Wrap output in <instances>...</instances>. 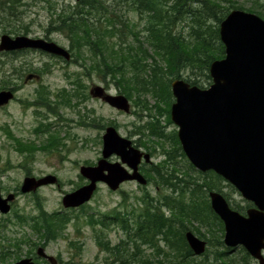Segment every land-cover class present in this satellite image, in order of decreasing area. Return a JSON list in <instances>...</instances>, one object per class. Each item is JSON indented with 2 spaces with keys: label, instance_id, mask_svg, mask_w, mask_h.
Returning a JSON list of instances; mask_svg holds the SVG:
<instances>
[{
  "label": "trees",
  "instance_id": "obj_1",
  "mask_svg": "<svg viewBox=\"0 0 264 264\" xmlns=\"http://www.w3.org/2000/svg\"><path fill=\"white\" fill-rule=\"evenodd\" d=\"M231 3L226 7L221 4V0H76L74 6L70 5L59 11L58 8L54 9V18L50 21L47 32L65 35L77 58H84L85 52L90 54H87L90 64L86 67V73L67 74L73 88H62L58 92V105L71 107L75 100V105L79 108L85 103L89 94L83 80L84 74L90 75L94 71L99 72L105 81L112 79L120 93L130 100L135 94L138 99L144 94L151 95L156 101L154 106L147 102L141 105V111L149 113L148 120L135 128L143 137L155 139L157 142L153 140L154 143L163 148L164 160L145 171L149 181L156 182L162 188V193L158 197L145 193L141 198L140 209L128 213L129 218L115 212V215H88L86 219L94 229L97 226L109 230L115 226L122 227L127 237L122 241L123 246L120 247L119 243L115 249L106 248L112 252L115 250L113 254L117 257L116 261L121 264H195L196 257L185 234L192 231L201 239H206L200 232L202 228L207 229L214 237L213 242L207 241L208 246H214L215 243L224 245L221 241L224 239V224L211 207L209 193L220 192L230 202L222 189V184L226 181L213 171L198 172L185 156L177 130L167 133V128L161 126L159 118L166 116L168 124L173 125L170 111L175 101L171 89L174 79H183L200 88H207L212 84L210 66L213 61L225 57L220 24L231 11L240 9L264 19V4L259 0H255L248 9ZM7 4L11 10L8 15L17 17L15 2L8 1ZM123 7L140 14L144 25L139 30L128 19ZM126 29L138 45H123L121 38ZM18 33L17 29L11 31V34ZM117 38L121 40L115 41ZM184 72L189 73L187 78L183 77ZM199 77L206 80H199ZM205 81L207 86L204 85ZM40 99L47 105L45 102L49 101L48 92L41 91ZM137 115L142 121V115ZM168 143L172 146L171 153L166 149ZM141 144L145 149H151L148 143ZM17 146L19 152L29 156L35 149L34 144L22 141L17 142ZM59 146L58 135H51L42 148L49 150ZM179 159L187 161L186 169L179 167ZM86 207L84 205L80 210L84 212ZM39 208L36 216L29 217L18 211L15 216L20 224L29 225L42 234L41 237L45 231L48 239L56 238L72 221L70 215L46 212L40 203ZM35 221L37 222L34 223ZM195 223H198V228L194 229L192 226ZM101 231L97 230V237L105 235H100ZM218 233H221V240L215 237ZM127 241L135 249L130 257L125 256ZM99 244L104 247L108 242L101 239ZM147 247L152 249V257L143 254ZM138 254L143 256L137 258ZM209 254L208 248L200 263L219 264V261L221 264H239L235 259L225 258L227 252H214L213 262L209 259ZM242 254L241 264H252L253 258L245 249H242Z\"/></svg>",
  "mask_w": 264,
  "mask_h": 264
},
{
  "label": "rangeland",
  "instance_id": "obj_2",
  "mask_svg": "<svg viewBox=\"0 0 264 264\" xmlns=\"http://www.w3.org/2000/svg\"><path fill=\"white\" fill-rule=\"evenodd\" d=\"M2 8L0 9V39L4 34L22 35L27 33L33 37H50L60 46L70 50L72 58L70 62H66L57 57H48L37 53L33 55L31 60L21 67L19 61L5 58L0 53V83L7 79L9 75L20 73L24 70L31 69L35 74L41 75V79L29 82L25 86L18 98L19 101L13 102L6 109H0V188L3 198H7L9 194L16 196L12 203V210L9 214L4 215L0 212V234L2 241L7 246H14L18 242L23 245L20 252L22 256L30 251L36 250L34 245H40L42 239L39 238L27 225H20L15 216L16 211L26 216H36L39 214V203L48 213H63L72 217L71 223L62 231V238L56 241L47 243V253L52 256H60L66 263L75 260V264H105L106 261L114 259L112 254H107L98 245L97 230L101 234H107L108 238L113 242L112 245L119 244L122 239H126L125 231L121 226H115L112 229H105L102 226H97L94 229L86 222L88 215H115L119 212L122 216L130 217L132 210L140 209L141 198L145 193H149L152 197H158L162 193V188L158 187L156 182H152L147 186H141L134 182L124 183L121 188L113 192L106 185L100 184L95 192L93 199L86 204V210L83 212L80 209H65L62 205L63 197L70 192L75 191L79 187L86 184L85 179L80 175L81 166H94L98 160L102 158L103 136L109 126H118L117 130L120 135L133 140H141L151 146L152 149L158 150V154L153 157V163L159 164L164 160V155L161 154V147L155 139L135 135V126L142 125L147 122L149 113L141 111V105L147 102L150 106H154L156 101L151 95H142L139 99L135 94L131 102V113H124L110 107L102 100L88 98L85 103H82L79 108L75 105L74 100L72 106L62 107L58 105L60 98L57 97L58 92L62 88L72 89L67 74L69 73H86V67L90 64L89 52H85V57L77 58L70 49L69 39L61 33H48L49 23L54 18V9L62 10L70 5L74 6L76 0H1ZM13 1L18 7L16 10L18 16L10 17L8 14L11 10L8 8L7 2ZM255 0H221L223 6H230L234 2L236 6H243L248 9ZM264 4V0H259ZM17 3V4H16ZM21 4V5H20ZM122 10L127 13L130 21L135 23V29L139 30L144 25V21L140 18L138 12L127 11L126 7ZM240 10V9H235ZM264 10V9H263ZM137 26V27H136ZM13 29L18 30V34H11ZM187 29L185 30V33ZM186 35V34H185ZM124 46L138 45L128 30L122 36ZM114 39L115 41L121 40ZM147 48V46H146ZM93 58V55H91ZM29 58V57H28ZM10 59V60H7ZM84 60V61H83ZM151 62V61H150ZM88 72V71H87ZM28 74V73H27ZM84 82L87 85V93L93 86H102L113 95L120 94V89L112 79H103L99 72H91L90 75L84 74ZM188 72H184L183 77L187 78ZM192 79L195 80L194 77ZM199 80H206L204 77H199ZM71 81V80H70ZM204 85L207 86L206 81ZM47 87L49 101L47 106L41 103L39 90L42 87ZM42 91V90H41ZM38 101V106L28 107L26 101ZM36 112H39L36 114ZM42 113V114H40ZM40 114V115H39ZM142 115L143 120L140 121L138 115ZM155 112H153V115ZM162 124L166 123V116L159 118ZM41 123L48 125L49 131L39 134L36 133ZM10 128L11 134L19 140H23L28 144H34L35 149L30 155L21 153L17 150V143L10 138L7 129ZM6 129V130H3ZM178 130L175 124L170 125L166 132ZM51 135H58L60 146L56 149L44 150L42 147L48 142ZM143 152H146L143 146H137ZM167 145V150L168 149ZM28 158V159H27ZM118 158V157H117ZM109 161L116 162V156H113ZM187 161L179 159V167L187 168ZM199 172V171H198ZM46 175H54L58 178L60 187L46 186L39 189L35 193L23 194L21 187L24 179L28 176L43 177ZM230 185V184H229ZM228 183L222 184L223 192L228 195L232 203H242L240 193ZM4 224V225H2ZM2 225V227H1ZM3 226L5 228L3 229ZM198 228V223H195L192 228ZM107 230V231H106ZM201 234L206 237V241L213 242L214 237L207 229L202 228ZM194 233V232H193ZM216 239L221 240V233H218ZM223 241V240H221ZM215 243V242H214ZM211 262L214 259V252H227L225 258H232L237 263H243V254L241 247L237 248L233 253H229L225 245L214 244L208 246ZM207 248V249H208ZM130 257L135 252L134 245L130 243ZM144 251V249H143ZM145 256L152 257L153 251L150 248H145L143 252ZM143 255L137 256V258ZM195 264L200 263L202 256H195ZM4 264L10 263V256L5 257ZM163 258V257H162ZM160 258V259H162ZM219 264H221L218 261ZM252 264L254 261L251 262ZM119 264V263H117Z\"/></svg>",
  "mask_w": 264,
  "mask_h": 264
},
{
  "label": "water",
  "instance_id": "obj_3",
  "mask_svg": "<svg viewBox=\"0 0 264 264\" xmlns=\"http://www.w3.org/2000/svg\"><path fill=\"white\" fill-rule=\"evenodd\" d=\"M220 38L225 57L210 66L212 84L208 88L191 85L183 79L171 83L175 102L171 119L178 127V138L190 164L198 171L215 172L232 185L241 196L253 203L247 215L233 210L224 195L210 192L211 207L224 223V244L230 253L244 248L259 264H264V19L255 13L233 10L220 24ZM32 48L71 60V53L56 42L15 38L4 34L0 51ZM90 94L110 107L131 112L129 99L113 95L102 86H94ZM14 97L12 91L0 92V107ZM112 156L120 162H111ZM142 160L151 163V156L133 146L114 126L103 136L102 158L95 166H82L80 174L89 181L62 199L65 209H76L89 203L98 184L117 191L121 184L136 181L145 186L148 180L139 172ZM58 185V178L47 175L24 179L21 193ZM16 196L3 198L0 188V212L8 214ZM195 256L206 253L207 242L192 231L185 234ZM41 251V249H39ZM16 264H34L23 259Z\"/></svg>",
  "mask_w": 264,
  "mask_h": 264
},
{
  "label": "flooded vegetation",
  "instance_id": "obj_4",
  "mask_svg": "<svg viewBox=\"0 0 264 264\" xmlns=\"http://www.w3.org/2000/svg\"><path fill=\"white\" fill-rule=\"evenodd\" d=\"M2 1L0 0V9L2 8ZM21 5V4H20ZM15 9L17 10L18 7L15 6ZM49 29V28H48ZM47 29V30H48ZM8 33H11V32H8ZM53 32H51L52 34ZM17 36H27V37H30L32 39H40L41 37H33V36H29L27 33L25 34H22V35H13L11 37L15 38ZM45 41H48V42H52L53 40L50 38V37H45V38H41ZM70 52V50H68ZM41 53L42 55H46L48 57H54V55H51L45 51H42V50H37V49H32V48H26V49H21V50H13V51H0V53L3 54V57L5 58H10V59H13V60H16V61H19L20 63V66L23 67L25 66V64H32V63H27L28 61L31 60V57L33 55H37V53ZM71 53V52H70ZM72 55V53H71ZM29 57V58H28ZM58 59H62L60 57L57 56ZM10 59H7V60H10ZM63 60V59H62ZM73 60V59H71ZM70 60V61H71ZM68 61V62H70ZM28 73V74H27ZM41 75H38V74H35L31 69H27V71L24 70V73L23 72H20V73H14L12 75H9L7 77V79H4L1 81L0 83V92L1 91H12L14 93V97L12 100L9 101L8 104L0 107V109H6L8 106H10L13 102H16V101H19V94L21 92V90L29 85V82H32V81H37L39 79H41ZM47 87H42L41 90L44 91V92H47ZM106 89V88H105ZM41 90H39V94L41 93ZM91 91V90H90ZM90 91H89V98H92V99H98L100 100L99 98H94L91 96L90 94ZM41 103H43V100H41ZM46 103V102H45ZM26 106L28 107H34V106H38V101H36V98H35V101H26L25 102ZM47 106V105H46ZM39 112H36V114H38ZM42 114V113H40ZM39 114V115H40ZM143 118V117H142ZM143 120V119H142ZM167 120V118H166ZM141 121V120H140ZM161 126L162 127H166L168 128L170 125L168 124V120L166 121L165 124H162V122H160ZM116 125V124H115ZM143 125V124H142ZM117 126V125H116ZM137 126V125H136ZM118 127V126H117ZM116 127V128H117ZM51 127H49L48 125H45L44 123H41L40 126H39V130L37 129V132L36 133H39V134H43L47 131L50 130ZM7 129V128H6ZM6 129H3V130H6ZM10 128L7 129V133H8V136L10 138H12L13 140H15V142H19V141H22L24 142L23 140H19L18 138H16L14 135L11 134V131H9ZM134 134L135 135H140L142 136V134L139 133V130L135 128L134 130ZM143 137V136H142ZM50 139V138H49ZM59 139V137H58ZM141 140H133V146L137 147V146H142L141 143H143L142 141L140 142ZM24 143H27V142H24ZM168 149L167 152L171 153L172 151V146H171V143H168ZM162 151H163V148H161V154H162ZM145 153H148L150 156H151V160L153 159L154 156H156L158 154V150L156 149H150V150H146ZM117 160L120 161V158L116 157ZM119 161H116V162H119ZM154 163H153V160L151 163H147L146 161L142 160V162L140 163L139 165V172L148 180V184H151L152 181H149V178L147 177V174L145 173L146 170H149V168L151 166H153ZM39 178V177H38ZM134 183L138 184L136 181H134ZM124 184V183H123ZM122 184V185H123ZM121 185V186H122ZM120 186V188H121ZM242 197V196H241ZM209 199H210V193H209ZM230 199V198H229ZM242 203L238 204V203H232L231 202V199H230V202L229 205L231 206V208L233 210H236L238 211L239 213L243 214V215H247V212L249 209L253 208L254 205L253 203L245 200L243 197H242ZM210 203H211V200H210ZM37 221H35L34 223H36ZM42 222V221H40ZM70 223H68L66 225V227L69 225ZM66 227L64 228V231L66 229ZM58 230V229H57ZM105 231V229H103ZM33 233H35L39 238L42 239V243H40V245H34V247H36V250H30L28 252H26L23 256H22V252L21 249H22V246L23 245H27L29 244V241L28 242H25V244H22L20 242L17 243L18 246H16V244L14 246H7L4 241H2L3 244L0 243V264H4L5 261V257L6 256H10L11 260V264H16L17 262L23 260V259H30L34 264H75V260H72L70 263H66L60 256H52L50 254L47 253V248H48V244L47 243H50V242H53V241H56L57 239L59 238H62L63 235H58L56 238L54 239H48L47 236L45 235V231H44V234H43V237L42 234L38 233L35 229H32ZM107 231V230H106ZM101 239H105V243L108 242V244H105L104 247H102L101 249L104 251V252H107V254H112V257L114 259H111V261H106L105 264H121V262H118L116 261L117 260V257L113 254L115 252V250H113V252L111 250H108L106 249L107 247L109 248H116L118 244L116 245H112L113 242L108 238L107 234L103 235V236H99L97 237V240H98V245L100 246L99 242ZM1 240V239H0ZM125 239H122L121 242H120V247L123 246L122 244V241H124ZM130 245V242L127 241L125 243V247L127 248L126 250V254L125 256L126 257H129L128 254H129V250H128V247ZM5 248H8V250H6ZM240 248V247H239ZM41 249V251L39 250ZM243 249V248H242ZM241 249V251H242ZM230 253V250L228 251ZM233 253V252H232ZM263 254H264V251H263ZM253 261L254 263L256 264H259V262L253 258ZM6 264H10V263H6Z\"/></svg>",
  "mask_w": 264,
  "mask_h": 264
}]
</instances>
